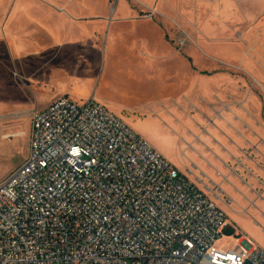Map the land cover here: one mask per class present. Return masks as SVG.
<instances>
[{
	"label": "built area",
	"instance_id": "1",
	"mask_svg": "<svg viewBox=\"0 0 264 264\" xmlns=\"http://www.w3.org/2000/svg\"><path fill=\"white\" fill-rule=\"evenodd\" d=\"M28 159L0 184V264H264L218 242L224 211L93 98L34 111Z\"/></svg>",
	"mask_w": 264,
	"mask_h": 264
},
{
	"label": "rangeland",
	"instance_id": "2",
	"mask_svg": "<svg viewBox=\"0 0 264 264\" xmlns=\"http://www.w3.org/2000/svg\"><path fill=\"white\" fill-rule=\"evenodd\" d=\"M45 2L70 6L74 20L97 23L89 41L58 50L53 66L68 65L72 75L94 78L88 85L94 100L224 207L230 225L223 228L218 248L238 252V241L260 240L251 216L196 165L203 164L204 144L213 145L206 135L211 124L202 116L225 115L228 104L212 107V101L217 97L228 103V94L238 88L200 77L223 73L243 81L239 88L254 91L257 114L264 118V0H0V17L5 6ZM80 42L99 48L95 70L88 69ZM45 84L40 88L48 90ZM86 91H72L70 98L85 97ZM34 111L33 101L0 99V184L29 157Z\"/></svg>",
	"mask_w": 264,
	"mask_h": 264
},
{
	"label": "crops",
	"instance_id": "3",
	"mask_svg": "<svg viewBox=\"0 0 264 264\" xmlns=\"http://www.w3.org/2000/svg\"><path fill=\"white\" fill-rule=\"evenodd\" d=\"M2 11L1 100L33 101L35 111H41L60 97L70 98L72 91L78 89H86L87 93L85 97L80 96L75 101L92 98L88 85L89 81L95 83L94 78L74 76L68 65L58 68L53 65L55 56L59 54L58 50L68 43L89 41L95 35L96 22L74 20L71 18L73 13L70 6L47 2L16 3L5 6ZM111 38L110 35L109 39ZM79 47L80 51L87 53L89 65L92 66V69H88L95 70V61L100 59L99 48L81 42ZM238 72L247 74L244 69H239ZM205 77L200 79L233 90L234 87L238 88L234 90V94H228V103L217 97L212 101V107L228 104L230 110L225 115L218 118L202 116L204 121L211 124L206 135L213 141V145L208 147L204 144L206 155L199 154L203 164L196 167L207 179L220 186L232 198L236 207L251 216L253 226L260 232L261 237L254 243L264 250V118L257 114L258 104L254 91L239 88L243 81H237L232 74L223 73ZM44 81L49 87L48 90L40 88ZM38 89L44 90L46 94L39 95ZM203 98L200 100H206ZM21 133L23 132L9 133L4 137ZM193 182L208 195L200 183ZM219 207L228 216L224 207ZM238 231L242 233V230Z\"/></svg>",
	"mask_w": 264,
	"mask_h": 264
},
{
	"label": "trees",
	"instance_id": "4",
	"mask_svg": "<svg viewBox=\"0 0 264 264\" xmlns=\"http://www.w3.org/2000/svg\"><path fill=\"white\" fill-rule=\"evenodd\" d=\"M206 74V73H205Z\"/></svg>",
	"mask_w": 264,
	"mask_h": 264
}]
</instances>
